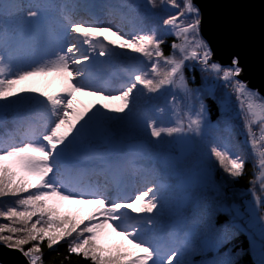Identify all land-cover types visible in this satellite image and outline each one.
Masks as SVG:
<instances>
[{
	"label": "snow or ice",
	"instance_id": "snow-or-ice-1",
	"mask_svg": "<svg viewBox=\"0 0 264 264\" xmlns=\"http://www.w3.org/2000/svg\"><path fill=\"white\" fill-rule=\"evenodd\" d=\"M202 20L196 0H0V243L21 264L59 243L264 264V89Z\"/></svg>",
	"mask_w": 264,
	"mask_h": 264
},
{
	"label": "water",
	"instance_id": "water-1",
	"mask_svg": "<svg viewBox=\"0 0 264 264\" xmlns=\"http://www.w3.org/2000/svg\"><path fill=\"white\" fill-rule=\"evenodd\" d=\"M201 30L218 53L239 52L250 84L264 89V0H196ZM23 257L0 243V264H21Z\"/></svg>",
	"mask_w": 264,
	"mask_h": 264
},
{
	"label": "trees",
	"instance_id": "trees-1",
	"mask_svg": "<svg viewBox=\"0 0 264 264\" xmlns=\"http://www.w3.org/2000/svg\"><path fill=\"white\" fill-rule=\"evenodd\" d=\"M173 37H168L167 40H171ZM165 50H167V42L165 43ZM191 75V73H188ZM201 74L199 70L196 71V83H201ZM218 114V111L215 109L213 110V116L212 118L215 119L216 115ZM251 169L250 167L246 168V172L250 173ZM236 185L244 188L247 185V175L242 176L239 180H237ZM44 252H43V260L44 264H61L63 261V264H87V261L84 260L81 256L71 254L69 259H65V253H66V247L64 243H59L57 246H53L52 249L47 248L46 245H42ZM209 256H211V253H208ZM203 257L199 254L194 255L192 259L196 262H199Z\"/></svg>",
	"mask_w": 264,
	"mask_h": 264
},
{
	"label": "rangeland",
	"instance_id": "rangeland-1",
	"mask_svg": "<svg viewBox=\"0 0 264 264\" xmlns=\"http://www.w3.org/2000/svg\"><path fill=\"white\" fill-rule=\"evenodd\" d=\"M32 80L34 82H36V84L38 86L43 87L44 86V81L46 80V78L45 77H34V78H32ZM83 99L87 100L88 98L85 97ZM110 103H112V102L110 101ZM72 207H73V210H77L78 209L79 211H81V213H83V211L87 210V208L89 206L88 205H83V206H72Z\"/></svg>",
	"mask_w": 264,
	"mask_h": 264
}]
</instances>
